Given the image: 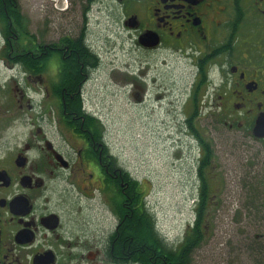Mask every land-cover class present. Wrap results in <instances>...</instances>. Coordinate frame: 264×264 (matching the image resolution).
<instances>
[{
	"label": "flooded vegetation",
	"instance_id": "flooded-vegetation-1",
	"mask_svg": "<svg viewBox=\"0 0 264 264\" xmlns=\"http://www.w3.org/2000/svg\"><path fill=\"white\" fill-rule=\"evenodd\" d=\"M21 4L0 0V264H192L194 251L178 259L186 237L145 230L144 193L90 108V15L104 8L137 50L186 61L183 125L226 128L264 169V0H61L84 21L59 40L32 37ZM238 211L264 264V201Z\"/></svg>",
	"mask_w": 264,
	"mask_h": 264
},
{
	"label": "rangeland",
	"instance_id": "rangeland-1",
	"mask_svg": "<svg viewBox=\"0 0 264 264\" xmlns=\"http://www.w3.org/2000/svg\"><path fill=\"white\" fill-rule=\"evenodd\" d=\"M21 2L32 37L59 40L68 34L69 21L76 29L84 21L79 7L74 15H63L61 0ZM108 17L104 8L97 12L94 8L89 19L90 40L101 59L88 87L90 108L103 120L120 166L141 185L142 201L156 231L172 244L177 239L182 242L195 223L202 186L198 172L203 153L183 125L184 101L194 72L186 61L137 50ZM197 128L212 146L213 159L204 169L209 205L204 240L190 260L251 264L249 243L242 247L244 229L238 210L264 201V169L255 159L258 148L232 139L224 127Z\"/></svg>",
	"mask_w": 264,
	"mask_h": 264
},
{
	"label": "trees",
	"instance_id": "trees-1",
	"mask_svg": "<svg viewBox=\"0 0 264 264\" xmlns=\"http://www.w3.org/2000/svg\"><path fill=\"white\" fill-rule=\"evenodd\" d=\"M18 21L20 23L22 21H26V19L22 15H20V13H18ZM186 127L188 128L191 135L198 141L201 147L202 153H203V158H202L199 172H198V175L200 179L202 180V186L200 187L201 188L200 198H199L198 205H197L196 220L194 223V227L188 231L185 244H184L185 249L187 251H183L179 253L178 255L179 261L181 260V258L185 259L186 258L185 256H187V254L189 255V251H195L200 246V243H202V241L204 240V234H205L206 229L203 226V221H204V218L206 217V212L209 206L208 205V194H207V189H206V176L204 174V169L209 165V161L213 159L212 146L208 142L206 143V141L201 137V135L199 134L198 128L190 124L187 125ZM135 183L137 187L141 188V185L139 183L137 182ZM143 195H138V198L143 199L141 198L143 197ZM143 209L144 210L138 212V214H142L145 218V221H146L145 230L146 231L156 230L155 220L148 213V211L146 210V207H144Z\"/></svg>",
	"mask_w": 264,
	"mask_h": 264
}]
</instances>
